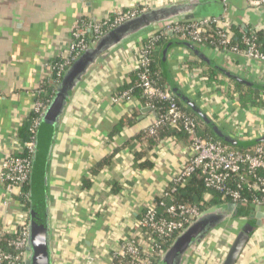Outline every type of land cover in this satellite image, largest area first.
Here are the masks:
<instances>
[{
    "label": "crops",
    "instance_id": "crops-1",
    "mask_svg": "<svg viewBox=\"0 0 264 264\" xmlns=\"http://www.w3.org/2000/svg\"><path fill=\"white\" fill-rule=\"evenodd\" d=\"M182 3H190L191 8L181 15H195L188 20L225 17L236 32L238 26L264 32V9L238 1L231 2L225 10L218 0H0V175L4 160L22 152L20 129L34 112L44 84L53 88L54 97L58 83L52 81L51 64L67 54L79 20H101L135 6L141 7L144 14ZM158 26L161 25L153 30ZM151 32L126 40L98 59L74 91L56 131L48 166L54 264H110L121 241L137 233L147 206L169 188L188 163L190 143L166 138L159 140L141 161L152 162L154 167H138L133 140L149 130L156 114L144 113L149 107L132 94L130 99L114 101L132 91L137 73L136 50L146 43ZM198 47L235 74H245L253 81L264 78V66L257 62ZM163 48V73L170 72L178 86L196 98L222 129L238 138L264 135V111L243 110L237 94H230L234 81L219 73L221 85L209 86L207 69L195 54L174 46L165 64ZM132 119L136 121L129 124ZM122 122L126 126L121 133L112 135ZM84 180L92 182L90 189H84ZM24 201L21 190H10L0 176V232L11 234L25 216L28 218L29 205ZM258 212L259 208L253 219H236L229 225L235 227L225 235L231 243L218 244L219 247L214 244L216 252L212 256L190 252L184 264H220L247 223L256 229L237 264H264V217L258 219Z\"/></svg>",
    "mask_w": 264,
    "mask_h": 264
},
{
    "label": "built area",
    "instance_id": "built-area-1",
    "mask_svg": "<svg viewBox=\"0 0 264 264\" xmlns=\"http://www.w3.org/2000/svg\"><path fill=\"white\" fill-rule=\"evenodd\" d=\"M222 2L225 10L234 1L244 2L253 7L264 9V0H218ZM147 8V7H146ZM141 7H131L119 10L101 20L87 22L79 20L74 26L67 54L60 56L52 62L51 68L57 70V83H60L69 66L74 63L90 46L99 41L109 31L121 24L141 15ZM160 34L152 35L149 42L137 49V75L139 86L143 95L148 100H159L168 104L164 114L156 116V121L149 128L150 135H155L160 126L170 125L178 127L183 125L191 136L188 163L181 168L172 180L174 188L169 192L164 190L160 199L171 198V193L176 191L178 185L185 184L197 171H200L206 185L209 188L224 190L228 181L234 176H239L236 182L237 189L228 190L226 195L235 201L242 199V186L246 184L248 190L253 192L251 201L255 205L264 207V145H257L250 152H236L229 150L221 142L206 140L198 134V123L187 116L178 106L176 97L169 90L160 89L152 79L151 62L152 52L164 36L188 40L196 45H204L210 49L247 59L264 66V51L257 42L256 30H247L249 36H238L234 24L225 17H206L198 20H183L171 22L163 26ZM168 39V40H169ZM246 77V75L244 74ZM248 79V77H246ZM248 80H251L248 79ZM253 81V80H251ZM264 83V78L254 80ZM42 90L38 93L34 112L32 136L22 152L8 156L3 162L1 180L9 185L10 190L20 189L21 194L28 200L29 193L25 188L29 187L30 172L32 167V155L35 148V135L42 116L50 101L40 99ZM131 92H124L115 97L114 101L130 99ZM26 152V153H25ZM249 176L253 179L250 180ZM247 202V199H243ZM165 206L164 203H160ZM157 200L148 205L137 227L135 235L125 238L115 249L110 264H115L116 259L130 258V264H158L165 250L176 237L200 217V210L195 206L173 204L166 207V216L159 213ZM0 232V241L3 236ZM14 237L7 243V250L0 248V264H24L26 261V248L28 241V218L18 223L16 230L11 233ZM118 264H124L122 261Z\"/></svg>",
    "mask_w": 264,
    "mask_h": 264
},
{
    "label": "water",
    "instance_id": "water-1",
    "mask_svg": "<svg viewBox=\"0 0 264 264\" xmlns=\"http://www.w3.org/2000/svg\"><path fill=\"white\" fill-rule=\"evenodd\" d=\"M191 8L190 3L164 6L139 15L109 31L91 49L85 52L66 72L62 81L56 85V93L50 100L35 135V148L32 155V167L29 180V211H28V241L26 261L24 264H54L51 240V215L48 196L49 174L48 166L57 129L60 127L64 114L70 104L74 91L84 80L90 68L107 55L109 51L147 30L153 31L157 25H167L171 22L194 18V14L181 15ZM181 15V16H180ZM165 44L162 52V62L167 63L169 50L174 46L186 48L195 54L202 62L218 71L229 80L244 86L264 92V83L248 80L244 75L235 74L216 64L194 43L173 37ZM171 93L185 106L190 108L216 136L227 144L236 147L257 146L264 142V135L254 138H238L228 132L212 118L202 104L187 91L180 88L170 72L166 71ZM152 111L151 108L144 113ZM240 204L230 203L226 208L198 217L195 222L181 232L162 255L158 264H184L187 255L194 252L199 245L212 236V230L227 214H237ZM264 207L259 208L258 219H263ZM247 223V222H246ZM256 226L247 223L229 246L220 264H237L246 245L250 241Z\"/></svg>",
    "mask_w": 264,
    "mask_h": 264
},
{
    "label": "trees",
    "instance_id": "trees-1",
    "mask_svg": "<svg viewBox=\"0 0 264 264\" xmlns=\"http://www.w3.org/2000/svg\"><path fill=\"white\" fill-rule=\"evenodd\" d=\"M183 20H178L174 22H181ZM164 25L155 27L152 32L151 36L155 34H160L164 27ZM237 28V27H236ZM238 32L237 35H247L249 36V33L246 29H243L242 27L237 28ZM148 37L146 42H149ZM257 42L260 45L262 51H264V32L258 33L257 35ZM169 37L164 36L159 42L156 43V47L154 51L152 52V62H151V71H152V79L154 80L155 84L162 90H169L170 91V85L167 76L163 73V70L161 69V60H160V54L162 51L163 46L168 42ZM200 47H206L204 45H198ZM91 49L88 48L85 52ZM84 52V53H85ZM83 53V54H84ZM82 54V55H83ZM81 55V56H82ZM80 56V57H81ZM79 57V58H80ZM78 58V59H79ZM77 59V60H78ZM76 60V61H77ZM75 61V62H76ZM74 62V63H75ZM72 63L71 66L74 64ZM200 65L206 67V77L208 81L209 86H220L221 82L219 78L221 77L219 72L214 70L213 68L209 67L208 65L204 64V62H199ZM196 64H191V66H195ZM69 66V68L71 67ZM68 68V69H69ZM67 69V70H68ZM53 82H57V70L54 71V76L52 78ZM234 89H230V94L234 97L235 94H237V102L239 106L243 110H250V109H259L261 111H264V92L259 91L254 88H250L247 86H244L243 84L232 82ZM42 94L40 95V99L46 100L47 102L50 101L53 97V88L49 87V85L46 83L42 86ZM221 89V88H220ZM132 95L137 98L145 105L146 107H149L152 109L153 112H155L156 116L160 114H164L167 111L168 104L159 100H148L144 95L141 87L139 86L138 81V75L136 73L134 84L132 87ZM178 102L179 108L184 112L187 116L195 119L198 123V134L200 137L211 140L214 142H221L224 144L229 150L236 151V152H250L253 151L256 146H250V147H236L230 144L225 143L224 141L220 140L216 134L213 132V130L208 127L206 124L203 123V121L187 106H185L178 98H176ZM36 118L35 112L32 113L28 121L21 127L20 129V141L23 147L25 148L26 143H28L32 136V125L33 120ZM212 118L217 121L215 117L212 116ZM136 121V119L129 120V124H133ZM126 126L125 123L118 124L114 130L112 135H117L121 133L123 128ZM166 138H176L178 140H182L188 143H191V136L186 132V129L183 125H180L178 127H172L170 125H164L160 126L157 129V133L155 135H150L148 130L145 132H141L139 135L135 137L133 142L136 144L132 145L136 164L140 168H153L154 164L149 161L141 162L142 159L147 155L149 151H151L153 148H155L158 145L159 140H163ZM146 144L145 147H142V144ZM258 145H264L263 143H260ZM26 153V152H25ZM109 162V160H104V163ZM101 164L94 170V173L97 174L100 169ZM239 176H234L225 186L224 190L209 188L203 176L201 175L200 171H197L194 173L185 184L178 185L176 187V191L174 193H171V198L162 200L160 198L157 199V202L159 204L158 210L159 213L163 216H166V207L173 205V204H184L187 206H195L198 207L200 210V215L205 216L207 214H211L213 212H216L218 209L226 208L228 204L230 203H236L240 204L241 208L238 210V213L231 214L228 213L226 220L220 221L216 227L212 230V232H219L223 229L228 230L231 226V223L234 222L236 219L241 218H252L254 217V211L258 208L257 205L252 203L251 201V195L253 192L248 190V187L246 184H243L241 194L242 199L239 201H235L231 198V196L226 195L227 191L235 190L237 189V180ZM249 179L252 180L253 178L249 176ZM92 187V182L90 180H84V189H90ZM174 188V184H171L168 188V191L170 192ZM25 192L29 191V187H26ZM243 199H247V202H244ZM160 203H164L165 206H161ZM24 205L28 207L29 203L27 199L25 198ZM14 236L8 233H4L1 237L0 241V248L3 250H7V243L10 239H12ZM173 243V241H172ZM171 243V244H172ZM170 244V245H171ZM170 245H166L164 247V250L166 251ZM123 262L124 264H130L131 259L125 258V259H116L115 264H118L120 262Z\"/></svg>",
    "mask_w": 264,
    "mask_h": 264
},
{
    "label": "flooded vegetation",
    "instance_id": "flooded-vegetation-1",
    "mask_svg": "<svg viewBox=\"0 0 264 264\" xmlns=\"http://www.w3.org/2000/svg\"><path fill=\"white\" fill-rule=\"evenodd\" d=\"M219 241L220 242L216 241L215 238L214 239L209 238L197 247V249L195 250V253H197V254H205L206 253V254H210V256H212L213 253L216 252V250H214V246H213L214 244L218 245V244L223 243V244L227 245V244L231 243L230 237L225 236V235L222 236V239ZM218 247H219V245H218Z\"/></svg>",
    "mask_w": 264,
    "mask_h": 264
},
{
    "label": "rangeland",
    "instance_id": "rangeland-1",
    "mask_svg": "<svg viewBox=\"0 0 264 264\" xmlns=\"http://www.w3.org/2000/svg\"><path fill=\"white\" fill-rule=\"evenodd\" d=\"M232 229H235V227L234 226H231L228 230H226V229H223V230H221L220 232H213L212 234L215 236L216 235V241H218V242H220L219 240H221L222 239V236L223 235H227V234H230V233H232ZM223 244V243H222ZM224 259V258H223Z\"/></svg>",
    "mask_w": 264,
    "mask_h": 264
}]
</instances>
